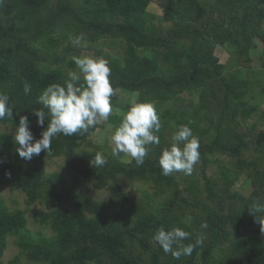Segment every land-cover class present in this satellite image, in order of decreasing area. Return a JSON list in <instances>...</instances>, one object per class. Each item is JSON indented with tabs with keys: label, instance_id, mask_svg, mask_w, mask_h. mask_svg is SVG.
<instances>
[{
	"label": "trees",
	"instance_id": "obj_1",
	"mask_svg": "<svg viewBox=\"0 0 264 264\" xmlns=\"http://www.w3.org/2000/svg\"><path fill=\"white\" fill-rule=\"evenodd\" d=\"M152 2L158 13L147 9ZM105 38L122 40L123 50H104ZM254 50L259 68L251 65ZM82 52L109 61L114 109L126 111L131 103L118 105L117 90L155 104L160 144L149 146L143 165L94 144L98 124L83 135L58 134L49 153L31 160L18 155L12 133L19 117L28 116L39 139L43 129L32 114L42 108L38 97L65 81V68H74L72 57ZM263 72L264 0H0V92L13 107L12 119L0 121L12 130L0 131V191L25 196L23 208H10L0 195V257L8 236L19 248L0 264H18L21 256L31 264H264V214L261 225L248 209L253 201L264 203ZM183 93L195 99L187 111L178 108ZM121 113L109 119L120 123ZM180 125L198 138L201 172L165 176L158 158ZM97 153L107 159L103 167L91 164ZM56 156L92 189H106L105 199L45 171L43 159ZM240 176L246 194L232 189ZM140 181L147 186L129 197L123 185ZM35 203L46 208L36 221L51 234L27 228ZM161 227H180L190 233L184 244H203L174 259L152 240Z\"/></svg>",
	"mask_w": 264,
	"mask_h": 264
},
{
	"label": "clouds",
	"instance_id": "obj_2",
	"mask_svg": "<svg viewBox=\"0 0 264 264\" xmlns=\"http://www.w3.org/2000/svg\"><path fill=\"white\" fill-rule=\"evenodd\" d=\"M82 39L83 34L72 42L78 44ZM72 60L76 70L69 71L63 83H51L46 86L38 97V103L42 108L32 110L36 124L43 129L39 139H36L31 131L28 116L19 117V124L12 136L18 145L16 149L18 155L25 160L39 156L41 152L49 153L52 140L58 134L83 135L97 124L107 121L113 113L112 97L115 92L110 80L109 61L94 55L73 56ZM30 91L31 85L26 82L24 92L28 94ZM9 100V95L0 92V121L12 119L13 107L10 106ZM121 117L111 136L112 155L118 156L123 153L132 158L137 165H143L150 151L149 146L160 144L158 133L162 123L155 104L133 99L127 110L121 113ZM171 140L170 146L164 148L158 158L162 174L192 175L200 158L198 138L194 136L191 127L180 125ZM91 164L94 167H103L107 164V159L103 154L97 153ZM248 209L261 223L260 214H264V203L253 201ZM192 221L193 217L188 215L184 223L190 224ZM201 227L207 225L202 224ZM189 236L190 233L180 227L171 230L161 227L155 231L152 240L165 254L179 260L182 256H191L194 248L203 244L202 239L184 244L183 241Z\"/></svg>",
	"mask_w": 264,
	"mask_h": 264
},
{
	"label": "rangeland",
	"instance_id": "obj_3",
	"mask_svg": "<svg viewBox=\"0 0 264 264\" xmlns=\"http://www.w3.org/2000/svg\"><path fill=\"white\" fill-rule=\"evenodd\" d=\"M154 3L155 2H152L147 9L158 13L159 9L156 7ZM104 40L105 42H107L106 45L103 46L104 50H109L111 52H116V53L121 52L123 50L124 46H123L122 40L114 39V38H105ZM109 44L110 46L107 47ZM80 55H90V53L82 52ZM257 55H258V52L256 50L251 51V56H253L251 65H253L252 66L253 68H259L260 66V64L258 63V59L256 57ZM216 56L222 62H224L226 59V53L219 47L216 49ZM65 69L67 70V72H69L71 70H76V66H74V68L67 66ZM263 76H264V72H263ZM116 93H117V104L118 105L124 106L126 102L133 100L130 92L117 90ZM194 100L195 99L193 98V96L188 95L187 93H183L180 96V103H178V108H180L181 110L187 111L194 104ZM260 105H261L260 108L264 109V103H261ZM163 107L165 106H161V108ZM121 112L122 111L119 108H115V109L113 108V113H117L119 115ZM254 117L255 115L251 116L252 119H254ZM118 124H119L118 122L116 123L110 119L98 124L99 127L90 136L92 142L94 144H106L107 146L112 148L113 145L111 144V136H112V133L115 127ZM0 131H12V130L8 125L0 124ZM116 157L123 158V159L129 158V156L123 153H121L120 155ZM42 166L47 172L58 171L62 173L63 177L66 180L67 187L74 186V188L79 192L87 191L97 200L105 199L106 193H107L106 189L94 190L89 184L83 183L81 181V177L77 175L75 171L71 170L68 167V165L64 163L62 156H56L53 158H44ZM214 170H215L214 165H210L207 168L206 172L208 175H212ZM194 172L196 174H200L201 172L199 161L194 167ZM243 178H244L243 176H240L238 181L233 185L232 189H234V191L236 192L246 194L249 191V187H248V184L244 182L245 179ZM74 179L76 181H74ZM123 186L126 189L128 196L133 198L139 194L138 190L143 189V187L147 186V184L140 181V182H135L134 185L132 186H129V185H123ZM0 195H2L6 204L10 208H14V207L23 208L25 206L24 205V198H25L24 193H22L21 191L17 189L9 190V188L3 187L0 191ZM45 209L46 208L43 205H40L38 203H35L30 207V210L26 214V218H27V228L31 232L35 233L37 230H42L46 234H51V231L48 228H46L44 225L39 224L36 221L37 213L39 211H44ZM18 251H19V248L14 242V236H8L7 247L4 250L3 255L0 257V262L6 263L8 260L12 259L18 253ZM18 264H31V262H29L26 259V257L21 256L18 261Z\"/></svg>",
	"mask_w": 264,
	"mask_h": 264
}]
</instances>
